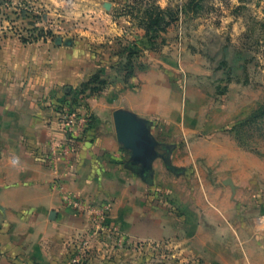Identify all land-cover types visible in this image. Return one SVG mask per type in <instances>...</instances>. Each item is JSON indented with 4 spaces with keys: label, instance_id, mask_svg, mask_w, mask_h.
<instances>
[{
    "label": "crops",
    "instance_id": "1",
    "mask_svg": "<svg viewBox=\"0 0 264 264\" xmlns=\"http://www.w3.org/2000/svg\"><path fill=\"white\" fill-rule=\"evenodd\" d=\"M142 53L126 75L117 57L76 40L0 41V264H67L68 239L87 226L74 199L107 207L130 239L162 242L181 263L264 264V163L246 156L242 133L253 121L215 98L201 55L176 38ZM95 73L105 83L78 100L93 128L58 155L56 107ZM116 110L146 122L161 144L147 172L117 139ZM95 247L84 264H126L124 245L115 263L108 242Z\"/></svg>",
    "mask_w": 264,
    "mask_h": 264
},
{
    "label": "rangeland",
    "instance_id": "2",
    "mask_svg": "<svg viewBox=\"0 0 264 264\" xmlns=\"http://www.w3.org/2000/svg\"><path fill=\"white\" fill-rule=\"evenodd\" d=\"M150 4L168 9V24L150 32L151 44H142L149 17L144 7ZM57 37L76 40L95 57H117L114 63L125 72L134 66L131 58L141 60L145 48L158 50L167 38H176L190 53L201 55L215 98L226 102L231 114L253 121L242 132L252 149L246 156L264 163V0H0V41L54 44ZM98 242L111 245L104 255L114 253V263L116 248L124 245L129 249L126 264H191L171 256L162 242L149 246L127 235L122 242L98 239L90 246V256ZM68 253L65 261L71 264Z\"/></svg>",
    "mask_w": 264,
    "mask_h": 264
},
{
    "label": "built area",
    "instance_id": "3",
    "mask_svg": "<svg viewBox=\"0 0 264 264\" xmlns=\"http://www.w3.org/2000/svg\"><path fill=\"white\" fill-rule=\"evenodd\" d=\"M56 110L64 133V140L55 142L53 147L58 155L64 156L77 139L79 132L85 130L88 114L80 107L70 109L65 102L60 103ZM67 198L66 196L65 199L67 200ZM70 203L79 213L87 216L86 229L75 236H71L67 241L71 264L86 262L90 256V246L100 238L111 237L123 241L125 234L119 226L108 220L107 207L84 205L77 199L71 200ZM259 220L264 224V214L259 217Z\"/></svg>",
    "mask_w": 264,
    "mask_h": 264
},
{
    "label": "water",
    "instance_id": "4",
    "mask_svg": "<svg viewBox=\"0 0 264 264\" xmlns=\"http://www.w3.org/2000/svg\"><path fill=\"white\" fill-rule=\"evenodd\" d=\"M56 44L71 45L72 40L55 39ZM114 130L117 139L131 151V159L143 172L150 168V161L159 154L165 153L160 143L148 133L147 123L137 119L133 114L123 110L113 112Z\"/></svg>",
    "mask_w": 264,
    "mask_h": 264
},
{
    "label": "trees",
    "instance_id": "5",
    "mask_svg": "<svg viewBox=\"0 0 264 264\" xmlns=\"http://www.w3.org/2000/svg\"><path fill=\"white\" fill-rule=\"evenodd\" d=\"M144 11L149 16L146 30H147V40L151 44V40H152L151 34L153 32H156L157 30L163 29L165 25L168 24V20L166 19V14H168L169 11L167 8L165 9L161 8L157 4L155 5L150 4V6L144 7ZM127 53L128 55H131L133 51L129 49ZM131 72L132 69L126 71V75L130 74ZM92 83H96V85L91 86ZM104 83L105 80L103 78H100L99 73H95L89 79L80 83V85L77 88L67 93L68 98L63 101L70 107V109L71 108L74 109L75 107H80L86 114H88V122L84 131L91 130L93 128L94 118L87 112V109L78 100L82 97V95H84L86 89H88L89 87L91 91H96Z\"/></svg>",
    "mask_w": 264,
    "mask_h": 264
}]
</instances>
